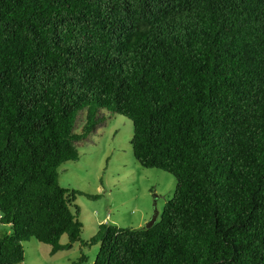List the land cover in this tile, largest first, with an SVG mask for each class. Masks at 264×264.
<instances>
[{
	"label": "trees",
	"instance_id": "1",
	"mask_svg": "<svg viewBox=\"0 0 264 264\" xmlns=\"http://www.w3.org/2000/svg\"><path fill=\"white\" fill-rule=\"evenodd\" d=\"M99 109L176 185L150 228L82 241L75 196L98 195L58 168ZM0 224V264L30 239L99 243L92 264H264V0H0Z\"/></svg>",
	"mask_w": 264,
	"mask_h": 264
},
{
	"label": "rangeland",
	"instance_id": "2",
	"mask_svg": "<svg viewBox=\"0 0 264 264\" xmlns=\"http://www.w3.org/2000/svg\"><path fill=\"white\" fill-rule=\"evenodd\" d=\"M97 114L102 122L78 142L79 159L65 161L58 168L61 186L98 195L95 198L75 196L74 205L83 224L82 241H88L96 233L99 223L144 227L154 209L158 210L159 219L176 185L171 173L143 167L134 158L130 145L133 128L129 119L105 109H99ZM80 119L77 129L82 116ZM9 229L8 225L0 224V236ZM60 242H67V236L63 235ZM23 247L21 264H73L81 255L85 259L79 264H92L99 243L85 245L79 241L72 248L55 254H50L49 245L35 239L23 242Z\"/></svg>",
	"mask_w": 264,
	"mask_h": 264
},
{
	"label": "water",
	"instance_id": "3",
	"mask_svg": "<svg viewBox=\"0 0 264 264\" xmlns=\"http://www.w3.org/2000/svg\"><path fill=\"white\" fill-rule=\"evenodd\" d=\"M157 217H158V210L154 209V212L150 218V220L145 224V228H150L151 226H153V224L157 221Z\"/></svg>",
	"mask_w": 264,
	"mask_h": 264
},
{
	"label": "crops",
	"instance_id": "4",
	"mask_svg": "<svg viewBox=\"0 0 264 264\" xmlns=\"http://www.w3.org/2000/svg\"><path fill=\"white\" fill-rule=\"evenodd\" d=\"M142 222H143V219H142ZM104 223H106V224H110V223H108V222H104ZM100 224V223H99Z\"/></svg>",
	"mask_w": 264,
	"mask_h": 264
}]
</instances>
